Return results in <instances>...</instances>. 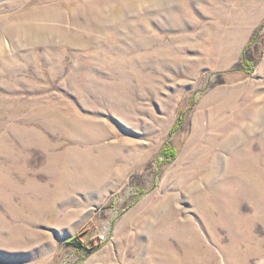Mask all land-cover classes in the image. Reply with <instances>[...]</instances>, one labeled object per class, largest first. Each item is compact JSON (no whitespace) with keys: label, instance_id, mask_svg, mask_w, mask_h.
Wrapping results in <instances>:
<instances>
[{"label":"rangeland","instance_id":"374dc122","mask_svg":"<svg viewBox=\"0 0 264 264\" xmlns=\"http://www.w3.org/2000/svg\"><path fill=\"white\" fill-rule=\"evenodd\" d=\"M0 264H264V0H0Z\"/></svg>","mask_w":264,"mask_h":264}]
</instances>
